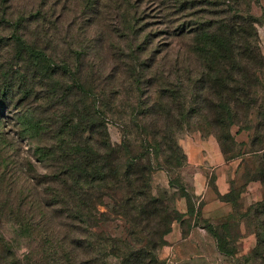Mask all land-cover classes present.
<instances>
[{
  "label": "rangeland",
  "instance_id": "1",
  "mask_svg": "<svg viewBox=\"0 0 264 264\" xmlns=\"http://www.w3.org/2000/svg\"><path fill=\"white\" fill-rule=\"evenodd\" d=\"M8 6L15 18L25 13L30 16L37 9L47 13L46 22H34V16L30 24L25 23V34L51 60L53 75L45 77L37 72L28 57L18 52L11 36L13 30L0 25V80L4 74H9L14 76L12 82L16 86L0 109V140L5 136L9 141L5 151L0 143V201L4 203L8 198L7 203L14 205L20 189H26V194L34 192L36 196L31 193V199L37 200L35 215L37 222L41 223L38 232H20L16 220L0 209V264H60L64 250L74 252V264H80L82 258L90 260L84 226L77 233L68 231L65 228L68 221L60 213L61 207L49 206L46 201L47 185L38 184L33 178L51 174L56 166L39 155V148H44L50 156H57L59 153L54 148L60 146V128L77 121L85 104H93V91L100 89L106 92L107 103L112 110L107 122L112 145H122L125 139L130 138L132 151H141V140L148 134L150 139L153 138L155 129L150 131V125L158 129L163 127L166 134L174 138L171 144L175 143L180 150L163 147L160 154L156 148L149 149L156 169L152 178L153 195L163 200L169 211L176 210L181 215L179 203L186 199L182 194L191 195L194 214L199 212L198 226L205 227L204 222L207 221L201 220L202 205L192 183L195 170L188 163L183 140L187 137L213 138L228 161L243 159L242 185L228 195L229 199H235L237 213L233 218L216 224L229 223L225 234L229 236L230 247L236 254L235 257H227L219 250L218 256L213 252L211 256L218 264H261L254 259V250L258 244L260 223L264 221V216L257 217L255 208L264 201V183L256 180V173L264 162V151H261L264 129L260 126L264 121L258 116L259 110L264 111V65L256 64L253 57L248 63L241 62L248 74L245 86L243 83L240 86L252 95L248 103L241 100L235 110L232 107L229 110L231 138L223 146L214 129L208 131L205 130L207 127L201 128L202 124L196 123L203 114L191 112L193 85L188 78L194 73L196 62L192 59L184 63L188 65L187 69L183 65L177 68L175 65L178 60L186 62L185 50L188 44L194 43L195 35L191 34L194 30L208 23L219 28L233 17L232 27L242 37L237 42L245 45L247 40L252 47L257 43L264 57V0H11ZM251 18L252 23L247 21ZM254 20L257 22L256 31ZM240 31L246 32L245 35ZM254 34L258 39L256 43ZM135 68L142 81L140 92L133 91L135 87L130 83V74ZM172 69L170 81L174 84L182 82L177 87L185 115L179 117L176 113L174 119H166L162 107L170 102L167 96L160 94L159 88L163 74L166 77ZM253 76L259 82L253 80ZM24 90L30 92L29 95ZM83 90L87 94L86 99ZM134 108L148 114L138 119L143 130L133 126L136 120V115H132ZM212 113L207 112V118ZM26 129L28 131L25 132ZM81 132L76 134L77 143L94 138L90 132L83 129ZM155 132L162 140L161 132ZM255 150L260 151L256 154ZM2 156L7 159L8 167L2 165ZM31 167L33 171H30ZM213 178L207 174L208 183H213ZM251 183L259 186L257 192L260 194L254 196L250 205L242 199L241 190ZM175 222L171 223V228ZM154 225L155 229L151 228L153 233L164 228L157 221L153 222ZM102 229L114 237L126 238L128 234V225L124 221L107 223ZM64 239L67 243L68 240H76L82 248L77 244L59 248V241ZM167 244L166 241L157 250L160 264L166 263L160 259V252ZM225 257L227 261H223Z\"/></svg>",
  "mask_w": 264,
  "mask_h": 264
},
{
  "label": "trees",
  "instance_id": "2",
  "mask_svg": "<svg viewBox=\"0 0 264 264\" xmlns=\"http://www.w3.org/2000/svg\"><path fill=\"white\" fill-rule=\"evenodd\" d=\"M10 2L11 0H0V25L4 24L13 30L11 36L18 52L28 57V61L37 72L45 77L52 76L51 60L43 50L30 42L25 34L27 30L25 23L30 24V19L34 16H36L33 18L34 22L38 20L46 22L47 13L37 9L32 11L30 16L25 13L15 18V14L9 11ZM234 19L235 17L228 18L226 25L219 28L208 23L194 30L191 33L195 35L194 43L186 46L185 54L188 56L186 62L178 60L175 65V67L183 65L187 69L188 65L185 64L192 59L196 62L194 73L188 78L193 85L194 99L191 112L201 116L203 114L196 123L202 124L201 128L207 127L205 130L214 129L222 146L231 138L229 110L231 107L235 110L241 104V100L248 103L252 95L250 91L240 86L242 83L245 86L248 74L241 62L248 63V60L253 57L256 64L264 65V57L256 43L258 41L256 34H254L256 43L254 47L247 40L245 45L239 44L237 40L242 37L238 36L232 27ZM247 21L252 23V18L251 21ZM253 23L254 31H256L257 22L254 20ZM240 33L245 35L246 32L240 31ZM252 50H254L253 53ZM173 69L168 71L166 77L165 73L163 74L162 85L159 82L160 94L163 97L167 96L170 102L162 107V111L164 109L163 112L166 113V119L171 117L174 119L176 113H179V117L185 115V106L179 101L180 89L177 87L182 82L174 84L170 81ZM132 70L130 83L135 87L133 91L140 92L141 77L136 75V68ZM18 75H21V72ZM13 77L4 74L3 79L0 80V109L3 103L10 99L13 88L16 87L12 82ZM253 80L259 82L256 76H253ZM164 85L166 88L162 89ZM24 86H27L26 83ZM25 93L29 95L30 92L25 91ZM82 94L86 99L85 90ZM93 94V104H85L83 112L78 116L79 119L60 128V146L54 148L59 154L50 156L44 148H39V155L48 159L49 164L56 166L51 174L33 179L38 184L47 185L45 195L48 199L46 201L49 206L61 207L60 213L68 221L65 225L68 231L77 233L80 227L84 226V233L88 236L85 243L90 246L91 258L89 261L82 258L80 264H160L157 250L166 244L165 237L172 230L171 223L180 221L183 217L176 210L169 211V208L164 206L163 200L153 195L152 178L156 169L152 165L149 149L156 148L157 152L162 154L163 147L170 150L174 147L177 150L180 148L175 143L171 144L174 138L166 134L167 130L165 131L163 127L158 129L153 125L149 126L150 131L155 129L153 138L150 139L148 134L143 139L144 142L141 140V151H132L133 141L130 138L125 139L122 145H112L107 129L112 110L108 106L106 92L100 89L93 91ZM210 111L213 113L210 118H207L209 117L207 112ZM143 114L148 115L136 108L132 111V115H136L133 126L138 130L144 129L138 120ZM258 116L264 121L263 110H259ZM260 126L264 129V122ZM81 129L92 133L94 138L77 143L78 135L76 134L82 133ZM156 130L161 132L162 140L157 138ZM258 141H260L259 138ZM0 143L4 151L8 149L9 141L5 136H1ZM258 151L260 150H255L256 154L259 153ZM261 151H264V147ZM224 152L226 153L225 150ZM177 161L180 163V158ZM167 163L169 164V160ZM2 165L8 167V161L3 156ZM33 170L34 168L31 167L30 171ZM171 179L173 187V177ZM256 180L264 183V162L256 173ZM182 192H184L183 189ZM26 193V189H20L16 194L18 198L14 205L7 203L8 198L4 203L0 201V209H4L6 216L16 220L15 224L20 232H38L41 223L37 222L35 215L38 209L37 200L34 202L31 199L32 194L34 196L36 194ZM182 196L187 199L189 213L193 215L195 212L193 197L184 193ZM229 198L224 197L225 200ZM102 208L104 210H101ZM255 208L257 217L264 216V201ZM117 221H124L128 225L126 238L111 236L102 229L103 225ZM155 221L164 228L157 229V232L153 233L151 228L155 229V225L153 226ZM204 226L217 239L220 252L227 257H235L236 253L230 247L229 236L225 234L229 223L216 226L204 222ZM66 240L59 241V248H64V245L68 244L71 246L77 244V247L82 248L76 240H68V243ZM74 255L73 251L64 250L60 264L76 263ZM254 259L264 264V221L260 223Z\"/></svg>",
  "mask_w": 264,
  "mask_h": 264
},
{
  "label": "crops",
  "instance_id": "3",
  "mask_svg": "<svg viewBox=\"0 0 264 264\" xmlns=\"http://www.w3.org/2000/svg\"><path fill=\"white\" fill-rule=\"evenodd\" d=\"M189 165L194 168L193 187L201 202V220L216 225L233 218L237 213L235 199L225 200L223 197L234 193L241 185L240 176L244 161L227 160L215 139L187 137L182 142ZM214 176L213 183H208L207 174ZM259 186L254 183L244 186L241 190L242 199L254 202L259 195ZM182 220L173 224L167 235V245L160 252V259L165 264H218L212 259V252L219 255L218 241L209 231L196 225L197 213H189L188 202L182 199L179 203ZM227 261V257H225Z\"/></svg>",
  "mask_w": 264,
  "mask_h": 264
}]
</instances>
